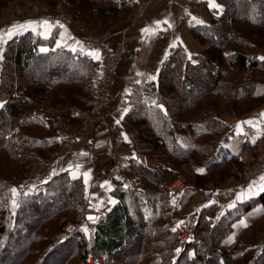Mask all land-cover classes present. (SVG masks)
<instances>
[{
  "label": "trees",
  "instance_id": "trees-1",
  "mask_svg": "<svg viewBox=\"0 0 264 264\" xmlns=\"http://www.w3.org/2000/svg\"><path fill=\"white\" fill-rule=\"evenodd\" d=\"M88 1L72 0V3L76 2L79 12L92 8L97 17H113L121 10L129 13L130 6L140 2L137 0L129 4L120 0L117 7L112 5V0H90L108 5L88 7ZM215 1L221 5V11L210 10L209 23L194 25L190 29L191 35L202 45L213 44L217 48L215 61H207L200 55L188 58L180 44L173 47L160 67L157 83L153 84V100L146 99L150 104L164 105L173 142L176 143L178 139L185 151L183 156L169 152L159 137H141L133 148L138 154H143L144 149L153 151L148 156V168L164 169L165 178L161 183L155 181L148 184L145 181L143 190L118 189L119 201L96 223L93 235L83 228L68 235L62 234L64 223L81 220L85 215L86 188L80 175L63 171L45 182L32 185V190L25 183L16 197L12 190L16 182L26 179V176L21 170L15 174L8 168L11 162L20 164L16 127L32 102L35 118L42 117L35 106L43 102L45 106H53L57 110L62 109L58 106L60 104L65 117L68 116L67 110L75 108L79 115L69 117V121L82 118L93 102L94 83L99 74L98 61L90 57L84 48H78L75 52L59 48L42 51L39 46L52 44L53 36L45 39L26 32L6 41L0 57V95H8L0 106V167L3 169L0 172V264H46L45 258L49 259V264H86L89 253L95 257L102 255L109 264H216L211 260L214 255L220 257L221 264H233L237 258L241 264H248L262 253V250H258V240L264 231L261 232V227L257 225L262 220L259 226L264 228V192L233 209L225 210L213 220V225H223L228 234L242 213L256 204L262 205L263 212L241 229V233L247 232L237 238L227 251H219L218 239L212 242L203 235L205 222L201 218L194 224L193 239L184 243L180 251H177L176 245L174 248L169 246L173 227L170 224L169 228L164 226L173 220L182 203H188L197 191L204 188L202 183L205 180L202 181L200 176H209V182L216 172L227 169L228 173H235L240 183L243 182V163L239 155L247 145H242L234 153L219 141L227 128L221 115L225 112L242 115L264 103V59L258 57L257 51L262 48L264 52V9L261 0ZM71 12L79 17L77 12ZM102 28V31L106 29L104 26ZM237 46L252 51L243 52L237 50ZM246 68L259 74L253 72L255 79L239 80V73ZM12 70L15 75H11ZM37 70L40 75L33 76ZM24 73L32 77H26ZM209 77L214 81L201 84ZM194 86H198L197 92L193 91ZM140 88L136 85L133 93L138 95ZM46 91H51V94H46ZM174 96L178 98L174 99ZM239 102L242 104H237ZM184 128L191 130V138L177 134ZM200 136L207 138L199 141ZM24 139L44 156L45 137L36 139L24 135ZM54 148L52 142V146L47 148L51 156L43 161L52 159ZM257 151L253 152V157ZM198 154L203 156L202 164L196 162ZM192 161L203 169V172L194 173L197 183H187L180 194L172 195L168 185L179 170L171 164L190 165ZM223 177L224 174L220 179ZM10 198H17L13 212L8 202ZM170 209L172 213L168 212ZM255 225L260 230L255 229ZM133 237L139 239L138 246L128 254L119 252ZM54 238L58 239L52 244ZM223 238L224 234L219 237ZM40 246L43 247L40 249ZM7 248H10L9 254L3 255V250ZM72 258L74 260L70 261Z\"/></svg>",
  "mask_w": 264,
  "mask_h": 264
},
{
  "label": "crops",
  "instance_id": "crops-1",
  "mask_svg": "<svg viewBox=\"0 0 264 264\" xmlns=\"http://www.w3.org/2000/svg\"><path fill=\"white\" fill-rule=\"evenodd\" d=\"M136 1L125 0L129 4ZM214 3L218 7H210L209 0H154L141 8L136 17L132 16L135 5L132 6L126 21H122L108 31L106 45L111 49L119 44L122 46L121 58L112 84L113 101L108 114L98 124L95 135L86 138L64 133L61 127L50 130L49 121L61 120L63 117H60V112L55 108L46 109L45 126H42L45 128V148L52 146L54 142L53 157L33 167L27 174L29 185L35 186L45 182L63 171L76 176L80 175L85 182L84 174L87 173L85 212L88 208H97L106 215L108 210L119 201L118 189L143 190L145 181H148V184L154 183L155 179L149 172L156 170L148 168V157L145 154H138L132 145L137 146L141 137H159L169 148L177 145L173 142L171 125L166 119L164 105L154 102L150 104V101L146 102V99L152 98L153 84L157 83L160 67L173 47L180 44L184 48L198 50L201 43L191 35L190 29L194 25L209 23L210 10L221 11V5L215 0ZM116 4L119 5L120 2ZM7 11L3 9L1 12L0 34L12 29L15 32L12 37L26 32H32L33 35L45 37V39H51L53 36L52 44L39 46L40 49L59 48L75 52L78 48H83L77 44L68 30L54 25L47 19L12 20L8 19ZM45 21L48 22L47 25H44ZM13 25L26 27L16 30L12 28ZM145 29L148 31H144ZM11 38L4 36L0 41V57L4 44ZM84 51L98 61L91 55L93 52L99 54L97 50L84 49ZM257 51L259 58L264 57L262 50ZM202 55L201 53L200 56ZM136 85L141 87L138 95L133 93ZM133 96L138 99H133ZM7 97L6 94L0 95V106ZM42 113L40 112V116L43 117ZM262 114H264V103L242 115H232L228 112L221 115V120L227 124V128L219 141L225 143L234 153H237L242 145H247L246 150L239 155L243 166L252 159L253 152L264 145V115ZM77 115L78 111L75 109L73 116ZM246 121L250 123H245ZM141 155H145L147 165L142 166L139 175H134L131 171V162ZM197 169L201 167L195 166L194 170L197 171ZM261 176H264V172L249 183H240L232 172L227 181L218 185L212 182L207 183L189 202V209L193 208L190 211L191 214L197 212V209L206 208L207 216L216 218L225 210L233 209L239 203L258 197L264 192L260 190L261 184H264ZM141 178L142 183L139 184ZM238 197L243 198L238 199ZM195 199H197L196 205L190 206L195 204ZM199 203L202 204L198 208ZM262 212V205L256 204L249 211L242 213L237 221H254ZM94 227L95 225L83 228L93 235ZM130 240L139 239L133 237Z\"/></svg>",
  "mask_w": 264,
  "mask_h": 264
},
{
  "label": "rangeland",
  "instance_id": "rangeland-1",
  "mask_svg": "<svg viewBox=\"0 0 264 264\" xmlns=\"http://www.w3.org/2000/svg\"><path fill=\"white\" fill-rule=\"evenodd\" d=\"M143 1L144 0H140V2L135 6V11H134L132 16H135V17L138 16L139 13L137 14V12L139 11L140 8H142L140 3L141 2L143 3ZM153 1H148V4L152 3ZM88 2L90 3V4H88V7L92 6V5L95 6V7H105V6L108 5V3H105V2H91L90 0ZM118 2L121 3L120 0H112V5H115V6L118 7L120 5V4L119 5L116 4ZM75 3H72V0H0V16H1L2 10L6 9V11L8 10L7 11L8 12V19H12V20L33 19V20H37V21L46 20L47 19V20H49L51 22L50 17H52V15L54 14V11L62 10L64 12H66L70 16V18L72 20V23H74L73 30L76 31V33H84V34H89V35H92V36L105 35L103 44H104V46L106 48L111 49V48H109L106 45V40H107L108 35H109L108 31L110 30V28H113V27L117 26L122 21H126L127 15H129L128 11H124V10L118 11V13H116L115 16H113V17L106 16V15L103 16V17H97L98 14L95 12V10H91L92 8L88 9V10H91V11H88L87 9L82 10V12L77 11V9L79 7H78L77 4L75 5ZM261 4H262V7L264 9V6H263L264 5V0H261ZM41 7L47 8L48 11H50V13L47 16H45V15H44L45 17L42 16L43 19H34L32 17L26 16L27 14L29 15L31 13L37 12L39 10L37 8H41ZM86 8H87V5H86ZM131 8H132V6H130V12L132 10ZM71 11L77 12V15L79 17H77V16L75 17L73 15V12H71ZM44 13H45V11H44ZM87 16H89V19H87ZM87 20H88L89 23H87ZM103 26L106 29L102 31V29H104V28H102ZM81 27L84 30H81ZM257 43H259V42L257 41ZM177 45H179V44H177ZM199 45H200V47L198 48V50H196L195 48L193 50H190V49H187V48L183 47L185 49L186 55L187 56H191V55L195 56V54L200 55L202 53L203 54L202 56L207 58V61H213L214 59H216L217 48L213 44H207V46L206 45H202V44H199ZM236 48H237V50H240V51H243V52H250L251 53V51H252L250 49H246V48H243V47H240V46H237ZM117 49L120 50V58H121L122 46L120 44L117 45L114 48V50H117ZM260 50H263V49L260 48ZM189 54H191V55H189ZM120 58H119V61H120ZM188 58H190V57H188ZM119 61H118V63H119ZM118 63H117V65H118ZM253 72H256V74H259L255 70H251L250 68H246L245 70L241 71V73H239L238 79L242 80V81L248 80L249 78L255 79V75H254L255 73L253 74ZM11 73H10L11 75H15L16 74L13 70H12ZM34 75H40L39 70H37V72L35 74H33V76ZM25 76L26 77H30V78L32 77L30 74H27V73L25 74ZM257 76H259V75H256V77ZM209 78L210 79H206L205 83H201V84L207 85V84H210L212 81H214L213 78H211V77H209ZM192 88H193L194 92H197L199 90L198 86L197 87L194 86ZM202 88H204V87H202ZM46 94H51V91H46ZM173 98L177 99L178 96H174ZM150 100L152 101L153 98L152 99L150 98ZM111 101H113V96H112V100ZM32 104H33V102L31 103V106L27 109L25 115L22 117L23 120L20 121V123H19L20 125H18L16 127V132H17L16 136H17L18 143H19L17 148H18V154L20 156V164L11 162L9 164V168H8L10 170H13V172L15 174H19L20 170H21L22 172L25 173L23 176L24 177L26 176V179H27V174L33 169L34 166H36L37 164L41 163L43 160H47L51 156L50 150H48L46 148L43 149L42 152H43L44 156H42L41 153H39V151L36 148L35 149L32 148L31 144H29V142H27L24 139V135L32 136V137H34L36 139H42V138L45 137V128L42 127L43 125L45 126V120H44L45 111L42 113V114H44V117L35 118L34 115H33L34 107H32ZM237 104L241 105L242 103L239 102ZM45 105H46L45 102H43V103H40V104L38 103V105H36L35 107L39 108L40 106H42L44 109L46 108V109H49V110H52L54 108L53 106H45ZM58 106L62 108V109H60L58 111L60 112V115H62L61 117H63L62 118L63 121L68 122L69 121V117H75L70 112V110L72 108L67 110L68 116L65 117L63 115L64 113H62L63 110H64L63 107L60 104H58ZM89 108H87L86 111H88ZM197 108H198V106L195 107V109H197ZM55 109H57V108H55ZM86 111H85V113H86ZM78 115H79V113H78ZM84 116H85V114L82 116L81 119L76 120L74 122L73 121H69V122L79 124L81 122V120L84 118ZM205 118H207V117H205ZM61 120H59V119L57 121L55 119L54 120H50L49 121L50 130H53V129L56 130L57 128L62 127L63 124L61 123ZM36 125H38V126H36ZM206 125H207V123H206ZM137 126L138 125L136 124V127ZM65 128L70 134L77 130V128H67V127H65ZM61 129H63V127ZM177 134H180V136L183 135V136H186L188 138H191L190 137L191 130H189V129H185L184 128V131H180ZM82 137H85V136H82ZM200 137L201 138L199 139V141L204 140L205 138H207L206 136L205 137L200 136ZM133 143H134V140H133ZM186 144H188V142ZM176 145H177L176 147L174 146V147L169 148V147L166 146V148L171 153L174 151V153L176 155L183 156L185 151H183V149L180 147V144L178 143V139L176 141ZM132 147H134V145H132ZM142 153L145 154L148 157V156H150L151 153H153V151H148L147 149H144ZM196 162L199 163V164H202L201 162H203V156L198 154L197 158H196ZM191 164H192V166H191ZM191 164L190 165H188L187 163H180V164H173V165L171 164L172 167H174L175 169L179 170L178 171V173H179L178 175H182L183 178L186 181V184L188 183V185H191V184L194 185V184L197 183L196 182V176L194 174L195 173L194 168H195V166L197 167V164H195L193 161L191 162ZM244 166H243V168H244ZM243 168H242V172H243ZM2 171H3V169L0 167V172H2ZM163 171H164V169H158L156 171L149 172V173H150L151 177L155 179L156 182H160L161 183L164 180V178H165V174H164ZM231 171H232V169H231ZM223 174H224V177L221 180L220 176H222ZM233 174H234V172H233ZM230 175H231V173H228L227 169L223 170V172L222 171H218V172H216L214 177L211 176L212 180H209V182H212L213 184H216L218 182L220 183V181H221V183H222L223 180L227 181ZM208 177L209 176H200L199 177L202 181L205 180V182L202 183V184H204L202 187H205L207 185V183H209V182H207ZM26 179H23V180H21L19 182H16V186L13 189L15 191L12 190L13 193H14V196H16V197L19 196V194H20L21 190L23 189L25 183L28 184L27 188H29V190L33 189L29 185L28 182H25ZM141 183H142V178L139 180V184H141ZM191 199H189L188 203H182V205L177 209L173 220L171 222L169 221L170 226L173 227V229H175V231L172 232V241H171V243L169 245L171 248H174L175 245H176L177 246L176 249H179V251H180L181 248H183V246H184L183 244L184 243H186L188 241H191L193 239L194 224L200 218L202 220H204V222H205V227L202 229L203 235L205 237H207V240H210L212 242H216V240L218 239L219 240V244H217V248L219 249V251H224V250L227 251V250H229L231 248V246L233 245V243L235 242V240H237V238H240L244 233L247 232V230H246L244 233H241V231H242L241 229L243 227H245V225L248 224V222L252 223V220H248L247 222L245 221L243 224L241 223V221L240 222L236 221V222H234L232 224V227H231L232 229L230 230L231 233L227 234V233H225L226 230H225V227L223 225H221V224L220 225H213L212 224V222L215 219V217H212V216L208 217L206 208L197 209V212H194L193 215H192L190 211L193 208L190 207V209H189V206H188V204L191 201ZM195 201H196L195 204L193 203L190 206H192V205L195 206L196 203H197V199H195ZM8 202H9V205L11 206L10 211L13 212L14 209L16 208V205H17V198H14V199L10 198V200H8ZM201 204L200 203L197 204L198 208H199V206H201ZM255 210H253V211H255ZM146 212L147 211H145L144 213H146ZM168 212L172 213L173 210L170 209V210H168ZM198 212H200V213H198ZM186 218H187V221H186ZM182 219H185V220H182ZM81 220H82V218H81ZM78 221H80V220H78ZM261 221H259L258 223L260 224ZM259 224L257 226L261 227V232H263L264 228L262 226H259ZM63 225H65V223ZM257 226L255 225V229L257 228ZM180 227H189L191 232H192L191 237L188 238V240H186L184 242H181L180 239H179L180 238L179 237V235H180ZM257 230H260V229L257 228ZM62 234H63V226H62ZM222 234H224L225 239L224 238L223 239H219V237ZM263 234H264V232L259 236V239H260V237ZM57 239L58 238H54L52 244H55L56 243L55 241ZM138 243H139L138 240H131V241L125 243L124 247L122 249H120L119 252L122 251V253L128 254V253H130V251H132L133 247H137L138 246ZM45 245L47 246L46 242H45ZM42 247L43 246H40V249ZM9 249L10 248H7L6 250H3V255L4 254L5 255L9 254V251H8ZM262 250H263L262 253L258 254V256H256L255 259L253 261L249 262L248 264H264V248ZM174 254L175 253H173V255ZM39 256H40V254H39ZM39 256L37 257V260H39V258H40ZM238 257H240V256H238ZM99 259H100V263L99 264H109V263H107L104 260L103 257L99 258ZM238 259L239 258H237V260L233 264H241V260H238ZM73 260H74V258H72L70 261H73ZM211 260L213 262H215L216 264H221V259L217 255L212 256ZM45 263L49 264V259L47 260L45 258ZM86 264H89L88 260H86Z\"/></svg>",
  "mask_w": 264,
  "mask_h": 264
},
{
  "label": "built area",
  "instance_id": "built-area-1",
  "mask_svg": "<svg viewBox=\"0 0 264 264\" xmlns=\"http://www.w3.org/2000/svg\"><path fill=\"white\" fill-rule=\"evenodd\" d=\"M148 1L153 0H144L143 3H140L141 7L144 8L146 4H148ZM37 9H39L37 12L31 13L29 15L27 14L26 16L32 17L34 19H43V17L47 16L50 13L47 8L41 7ZM50 20L56 26L61 27V25H63V27L61 28L68 30L73 39L77 41V44H80L84 49H94L99 52V74L94 83V98L92 105L90 106L89 110L86 111L84 118L79 124L71 123L69 121H61V123L63 124V129H61L62 132L73 136H85L86 138H91L95 135L98 124L106 117L111 106V100L113 96L112 84L116 74L117 63L120 58V50H111L106 48L103 44L105 35L92 36L84 33H76V31L73 30L74 23H72L70 16L62 10L54 11V14L52 15V17H50ZM81 30L84 29H82L81 27ZM38 110L40 112H44L46 111V108L44 109L42 106H40ZM70 112L73 115V113H75V109L72 108ZM65 127L77 128V130L70 134ZM146 165L147 160L145 155L138 156L131 162V171L134 175H139L142 170V166ZM262 172H264V145L258 149L255 157H253L244 166L242 172L243 183H249L253 181ZM30 186L33 188L32 185ZM185 186L186 181L183 176L177 175L168 185V190L172 195L176 196L180 194ZM89 214H93L94 219H88L87 216ZM104 215L105 213L97 208H88V210H86L85 212V215L82 217V220L67 221L65 225H63V234L68 235L69 233L74 232L79 228L96 225V223ZM164 226L168 227L169 223H165ZM191 234L192 232L189 227H180L179 239L181 242L188 240V238L191 237ZM263 248L264 234L258 240V250H262ZM99 258L101 257H95L92 253H89L87 256L89 264H99Z\"/></svg>",
  "mask_w": 264,
  "mask_h": 264
},
{
  "label": "snow or ice",
  "instance_id": "snow-or-ice-1",
  "mask_svg": "<svg viewBox=\"0 0 264 264\" xmlns=\"http://www.w3.org/2000/svg\"><path fill=\"white\" fill-rule=\"evenodd\" d=\"M209 6H210V7H213V8L218 7V5H216V4L214 3V0H209ZM47 24H48V22L45 21V22H44V25H47ZM25 27H26L25 25H13V26H12V28H13V29H16V30H19L20 28H25ZM61 27H63V25H61ZM144 31H148V30L145 29ZM14 34H15V32H14L12 29H9V30H7L6 32L0 34V41L3 40V37H4V36H7L8 38H11ZM41 50H42V51H46V49H41ZM73 51H75V49H73ZM91 55H93L94 58L97 59V60L100 59L99 54L96 53V52L91 53ZM261 59H264V57H261ZM153 79H154V77H153ZM262 115H264V114H262ZM117 123H118V121H117ZM245 123H250V121H246ZM197 171H199V172H203V169H197ZM84 175H85V183H87V175H88V174L85 173ZM261 181H264V176H261ZM260 190H261V191H264V184H261V186H260ZM13 191H15V190H13ZM241 198H243V197H238V199H241ZM88 219L92 220V219H94V218L90 216V217H88ZM241 223L243 224L244 222L241 221ZM245 226H246V225H245ZM84 230L87 231V229H84ZM173 231H175V229H173ZM177 251H179V249H177Z\"/></svg>",
  "mask_w": 264,
  "mask_h": 264
},
{
  "label": "water",
  "instance_id": "water-1",
  "mask_svg": "<svg viewBox=\"0 0 264 264\" xmlns=\"http://www.w3.org/2000/svg\"><path fill=\"white\" fill-rule=\"evenodd\" d=\"M90 216L94 218V215H93V214H89V215L87 216V218L90 217Z\"/></svg>",
  "mask_w": 264,
  "mask_h": 264
}]
</instances>
